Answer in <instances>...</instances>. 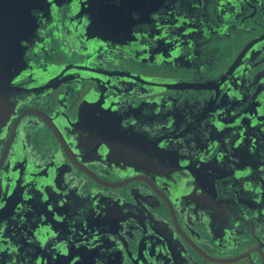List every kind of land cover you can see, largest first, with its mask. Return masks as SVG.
<instances>
[{
    "label": "flooded vegetation",
    "instance_id": "obj_1",
    "mask_svg": "<svg viewBox=\"0 0 264 264\" xmlns=\"http://www.w3.org/2000/svg\"><path fill=\"white\" fill-rule=\"evenodd\" d=\"M49 1L0 138V264H264V0Z\"/></svg>",
    "mask_w": 264,
    "mask_h": 264
},
{
    "label": "water",
    "instance_id": "obj_2",
    "mask_svg": "<svg viewBox=\"0 0 264 264\" xmlns=\"http://www.w3.org/2000/svg\"><path fill=\"white\" fill-rule=\"evenodd\" d=\"M49 2V0H0V138L15 109L14 103L9 99L10 94L22 83L14 81L21 76L25 68L23 57L26 46L22 40H29L38 28L39 22L33 15V10L43 8ZM78 2L89 5L91 0ZM10 205V202L6 203L3 209Z\"/></svg>",
    "mask_w": 264,
    "mask_h": 264
}]
</instances>
